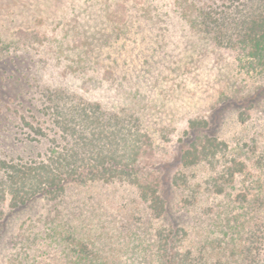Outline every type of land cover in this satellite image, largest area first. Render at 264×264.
<instances>
[{
  "label": "rangeland",
  "instance_id": "374dc122",
  "mask_svg": "<svg viewBox=\"0 0 264 264\" xmlns=\"http://www.w3.org/2000/svg\"><path fill=\"white\" fill-rule=\"evenodd\" d=\"M228 1L0 0V264H67L68 247L61 246L71 241L55 242L51 231L63 227L61 220L78 217L84 196L67 186L66 206L42 192L14 206L7 176L9 165L48 161L73 142L58 125L60 115L87 105H99L104 117L117 114L120 133L133 139L117 149L133 151L137 177L152 178L171 207L191 197L173 178L183 171L182 149L195 136H214L230 148L250 125L256 133L264 130V70H254L255 63L243 56L238 60L242 44L219 45L191 23L192 3H231L240 19L239 5L247 0ZM240 160L244 170L229 193L242 203L236 213L245 216L249 200H260L252 191L264 176L252 171L251 159ZM148 161L159 162L156 169ZM210 172L209 166L197 169L195 181ZM206 199L228 200L220 194ZM171 219L192 231L190 212ZM144 235H152L150 228ZM87 243L86 251L113 253L112 264H150L135 239L118 235L108 247L88 236ZM232 251L235 258L233 246Z\"/></svg>",
  "mask_w": 264,
  "mask_h": 264
},
{
  "label": "trees",
  "instance_id": "16d2710c",
  "mask_svg": "<svg viewBox=\"0 0 264 264\" xmlns=\"http://www.w3.org/2000/svg\"><path fill=\"white\" fill-rule=\"evenodd\" d=\"M249 1L252 0L239 5L238 20L231 3L214 7H195L192 3L191 23L199 27L207 40L219 45L238 47L242 44L245 52L237 56L238 60L241 56L248 58L249 63H255L254 70L263 72L264 0H257L255 7L248 5ZM56 108L61 111L58 105ZM109 114L104 112V117L99 105H87L86 108L79 106L74 114L60 115L58 125L65 134L73 136V142L67 141L61 152L52 153L48 161L9 165L7 176L14 206L39 192L51 195L54 201L66 206L64 198L70 195L67 186L77 187L76 194L84 196V202L80 201L81 207L77 209L78 217L61 220L58 225L63 227L51 231L55 242L71 241L61 246L68 247L67 264H112L113 253L86 251L85 246L89 236L110 247V242L118 235L138 241L134 247L140 248L138 251L150 259V264H264V180H258L262 185L252 191L260 200H249L245 216L242 212L236 213L242 203L234 202L233 194L229 193L234 179L244 170L240 158L251 159L252 171L258 170L264 176V130L256 133L253 124L250 125L243 129L247 134L236 137L230 148L214 136H195L182 149L183 171L173 178L191 197L175 205L177 209L173 212L175 207L163 198L152 178L137 177L135 160L131 157L133 151L120 153L117 149L129 146L133 139L120 133L119 116ZM202 123H205L203 119L190 121L193 128ZM100 136L108 137L114 145L102 141ZM148 164L156 169V161H148ZM207 166L211 167V172L196 182V170ZM218 194L228 199L225 204L207 203L206 198ZM200 196L202 199L195 203ZM187 212L195 216L189 233L186 227L175 225L171 219L183 217ZM149 228L152 235L145 236ZM233 231L235 237L231 235L232 243H227L225 237Z\"/></svg>",
  "mask_w": 264,
  "mask_h": 264
}]
</instances>
